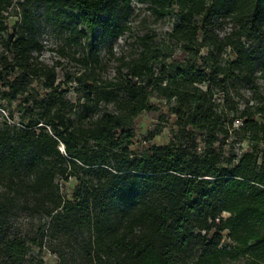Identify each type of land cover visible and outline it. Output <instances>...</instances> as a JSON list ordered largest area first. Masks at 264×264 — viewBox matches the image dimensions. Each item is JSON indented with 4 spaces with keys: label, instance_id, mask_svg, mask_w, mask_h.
<instances>
[{
    "label": "trees",
    "instance_id": "obj_1",
    "mask_svg": "<svg viewBox=\"0 0 264 264\" xmlns=\"http://www.w3.org/2000/svg\"><path fill=\"white\" fill-rule=\"evenodd\" d=\"M0 0V30L4 29ZM42 9L45 26L64 36L65 43L81 46L89 33L98 39H116L126 30L117 14L131 0H23L20 32L11 42L15 63L30 65L32 52L40 46L34 36L33 14L27 3ZM148 4L163 17L171 7L178 23L172 29L182 50L197 55L194 43L204 40L213 52L230 48L232 67L246 77L256 66L264 68V0H136ZM201 17V24L195 19ZM228 21L231 31L219 37L214 21ZM258 36L259 52L245 48L244 40ZM88 67V56L83 58ZM131 75L149 72L147 56L134 61ZM40 70V69H38ZM54 78L53 69L47 70ZM214 77L215 71H209ZM193 83L206 79L203 71L190 68ZM92 78L91 70L77 80ZM14 80L0 72V87ZM10 82V83H9ZM169 85H158L161 97L178 96ZM197 90V89H196ZM179 94L175 113L186 135L213 129L220 121L206 104V92ZM95 99L113 98L111 89ZM43 114L49 125L62 122V115L50 116V107L60 100L55 89L45 96ZM115 113H102L88 126L53 134L39 121H26L18 131H0V258L4 264H21L26 254L23 239L7 236L9 216L18 202L40 209L50 218L49 226L63 234L86 233L84 258L92 264H222L225 257H249L264 264V155L254 148L243 152L234 163L222 165L215 151L196 153L192 143L130 146L135 136L134 119L149 106L143 85L126 86ZM260 110H264L261 107ZM40 124V125H38ZM38 125V126H36ZM242 128L252 130L254 147L257 123L247 115ZM38 127V130L35 128ZM264 141V134L262 139ZM63 145V151L59 145ZM89 176L83 180L77 174ZM77 176L71 198L59 193L58 178ZM20 196V198H18ZM227 213L224 217L222 214ZM224 237L233 247L222 245Z\"/></svg>",
    "mask_w": 264,
    "mask_h": 264
},
{
    "label": "rangeland",
    "instance_id": "obj_2",
    "mask_svg": "<svg viewBox=\"0 0 264 264\" xmlns=\"http://www.w3.org/2000/svg\"><path fill=\"white\" fill-rule=\"evenodd\" d=\"M33 14L34 36L40 46L39 51L31 54L30 65L20 67L15 63L11 42L20 32L27 33L21 22L23 0H7L3 5L4 29L0 30V72L14 80L15 88L9 89L5 82L0 87V131H18L26 121H39L53 134L54 129L69 131L81 125L88 126L102 113H115L125 95L126 86L143 85L149 96V106L134 119L135 136L130 146L139 152L141 146L191 143L196 153L215 151L219 163L232 164L245 151L253 148L258 155H264V68L256 66L252 75L244 76L231 65L234 54L226 48L220 54L210 55V48L199 38L194 43L197 55L182 50L181 42L172 35L178 23L177 10L171 7L169 13L157 17L146 3L131 0L128 7L118 12L117 20L127 30L116 39H98L95 51L89 55V48L98 32L89 33L81 46L65 43L64 36L45 26L42 21L40 4L32 1L26 4ZM201 24V17L195 19ZM214 33L223 37L232 25L228 21H214ZM246 49L258 53V36L243 42ZM146 55L149 72L140 78L131 75L132 65L140 55ZM88 56V67L83 58ZM190 68L204 72L206 79L192 83ZM40 69V70H38ZM53 69L54 78L47 70ZM91 70L92 78L77 80L82 73ZM209 71H215L214 77ZM10 83V82H9ZM179 94L206 92V102L220 121L213 129L193 132L186 135L181 129L182 120L178 119L175 109L179 104L178 96L161 97L158 85H169ZM52 89L60 96L50 107V116L62 115V122L49 125L43 107ZM111 89L113 98H100L102 91ZM197 89V90H196ZM250 115L257 123L258 140L254 147L252 130L242 128L244 118ZM40 125V124H38ZM36 125V126H38ZM38 130V127L35 128ZM59 149L63 151V145ZM253 151V150H252ZM83 180L89 176L80 171ZM71 175L67 179L58 178L59 193L66 199L71 198L78 179ZM0 184V192L4 190ZM20 198V196H18ZM227 217V213L222 214ZM50 218L40 209L24 207L18 202L11 212L5 232L9 237L23 239L26 254L21 264H92L84 258L82 246L86 233L63 234L49 226ZM222 245L233 247L231 240L224 237ZM0 264L4 260L0 258ZM222 264H254L247 256L236 258L227 256Z\"/></svg>",
    "mask_w": 264,
    "mask_h": 264
}]
</instances>
